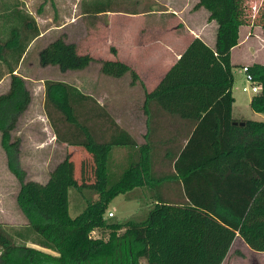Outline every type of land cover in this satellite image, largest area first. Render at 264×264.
<instances>
[{
  "label": "trees",
  "instance_id": "trees-1",
  "mask_svg": "<svg viewBox=\"0 0 264 264\" xmlns=\"http://www.w3.org/2000/svg\"><path fill=\"white\" fill-rule=\"evenodd\" d=\"M111 5L110 0H90L81 12L115 11ZM195 6L205 7L208 18L217 22L214 47L193 38L155 87L143 93L146 119L140 144L88 94L63 81H43V110L55 139L91 157L90 182L73 178L67 157L46 185L25 181L17 157L19 139H12L11 131L31 97L24 78L14 71L39 32L28 14L17 12L16 20L2 23L0 78L8 76V87L0 94V146L17 180L15 201L26 220L24 231L16 234L53 253L14 243L2 232L0 264H139V258L148 264H218L235 233L264 251V121L231 117L229 51L237 45L244 24L242 0H198ZM261 28L264 32V12ZM39 56L42 64L60 70H82L95 60L77 53L63 36L50 41ZM247 69L260 87L249 107L264 115V64L252 63ZM128 71L118 60L100 62L99 72L106 76L119 78ZM153 108L192 124L185 143L167 149V163L154 159L159 144L168 141L152 124ZM113 147L128 148L135 157L130 156L127 167L111 182L107 164ZM137 188L152 199L142 220L104 218L115 196L129 198ZM68 189L91 191L96 198L71 217ZM94 230L99 237L91 236ZM218 230L224 232V241L216 237ZM198 232L212 233L198 244L192 238Z\"/></svg>",
  "mask_w": 264,
  "mask_h": 264
},
{
  "label": "rangeland",
  "instance_id": "rangeland-1",
  "mask_svg": "<svg viewBox=\"0 0 264 264\" xmlns=\"http://www.w3.org/2000/svg\"><path fill=\"white\" fill-rule=\"evenodd\" d=\"M88 1L0 0L2 23L16 20L17 12L28 14L34 19L39 32L28 44L14 71L24 78L31 98L27 108L19 115L11 137L19 139L17 157L19 167L25 172V181L40 186L48 183L52 171L64 157L72 162L73 178L77 182H90L94 177L93 162L88 154L80 148L56 141L43 110L44 80L64 81L77 86L84 93L94 97L99 95L97 99L100 105L106 108L111 117L119 120L120 126L127 128L128 123L134 126L130 131L137 141L143 130L139 115L143 93L153 86L154 79L149 77L154 75L153 59L160 49L165 48V56L170 58L173 52L187 47L197 29L204 28L209 21L213 24L205 27L204 35L208 40L214 36L215 41L217 22L208 18L209 12L205 7L195 6L198 0H110L112 10L115 11L82 14L83 4ZM242 5L244 24L240 28L241 43L234 48L229 58L240 61L257 49L255 58L264 63V32L261 28L264 0H242ZM130 12H136V17L132 18L134 15ZM59 36H63L65 42L73 43L77 53H87L95 60L82 70H60L55 65L42 64L39 56L41 49ZM131 42L135 49L130 46ZM102 60L121 61L128 65L129 71L119 78L103 75L99 72ZM156 69L158 76L160 71ZM2 71L4 65L0 62V73ZM233 73L235 79L231 92L235 102L232 104V117L263 120L264 115H256L249 107L248 101L253 94L241 91L243 75L240 67L233 70ZM7 81L8 76L4 74L0 78V94L7 90ZM129 155L128 148L111 149L107 164L111 182L117 180L127 167ZM17 190V180L6 167L5 155L0 146V233H5L14 243H25L26 246L53 253L17 236L16 233L24 231L26 225L16 205ZM136 190L129 194V198L125 194L115 196L109 202L104 218H108L107 213L110 212L114 220L121 222L128 219L142 220L152 199L142 188ZM67 192L68 213L71 217L79 213L88 200L96 198L94 192L87 190L68 189ZM211 233L198 232L192 238L201 244ZM223 233L218 230L215 234L219 240L224 241ZM91 236L99 237L100 233L94 230ZM178 239L183 242L181 236ZM257 252L259 250L235 233L218 264H255L261 258ZM138 262L148 264L142 258Z\"/></svg>",
  "mask_w": 264,
  "mask_h": 264
},
{
  "label": "crops",
  "instance_id": "crops-1",
  "mask_svg": "<svg viewBox=\"0 0 264 264\" xmlns=\"http://www.w3.org/2000/svg\"><path fill=\"white\" fill-rule=\"evenodd\" d=\"M134 16H132V18L136 17L135 15L137 14H133ZM156 15H160V13H157ZM213 24L212 21H209L207 26H211ZM207 26H204V28H199L197 29V32L195 30L196 33H194V35H192V37L190 38L191 40L195 37L199 38L203 43H205L208 47L210 48H213L214 47V36H211L210 39H206L205 38V35H204V31H205V27ZM0 27H2V17H0ZM240 28L241 26L239 27V30H238V43L237 45L233 46L230 51H229V55H231V52L234 50V48L238 47L239 44L241 43L240 42ZM199 32V30H201ZM213 31V29H211V32ZM243 42V41H242ZM130 46L135 49V46L133 44V42L130 43ZM137 47V46H136ZM186 47H184L182 50H179V52H173L171 54V57L170 58H166V50L165 48H161L160 49V52L154 57L153 61H155V64L153 62V68H154V75H151L149 78H152L154 80H152L153 82V86L151 87V89L149 91H151L155 85L159 82V80L163 77L164 73L169 69V67L171 65H173V63L176 61V59L179 57V55L183 52V50L185 49ZM256 53H257V49L255 51H253V53L248 57V56H244L243 59H241L240 61H233L232 58H229V61H230V64L232 65L231 67V73H232V76H233V82H234V79H235V76H234V73H233V70L237 69L238 67L241 68V66L243 65H250L252 63H259V64H264V63H261L259 61H257V59L255 57L256 56ZM230 57V56H229ZM255 58V59H254ZM20 62V61H19ZM19 65V63H18ZM17 65V66H18ZM155 67L157 68L156 70L160 71V73L156 74L155 72ZM237 67V68H236ZM152 72V71H151ZM156 77V79H155ZM145 81V80H144ZM143 81V82H144ZM8 82V81H7ZM64 82V81H63ZM145 83V82H144ZM233 86V85H232ZM77 87V86H76ZM78 88V87H77ZM232 88V87H231ZM147 91V92H149ZM84 93V92H83ZM85 94H88V93H85ZM232 94V97H233V103L235 102V97L233 95V93L231 92ZM89 96H91L93 99H97L99 98L100 96L96 94V97L88 94ZM251 97V96H250ZM250 99V98H249ZM99 105H100V102L97 100H95ZM30 103V102H29ZM232 103V104H233ZM248 104H249V101H248ZM154 109V112H155V117H153V126H156L160 132V138L162 140H167V144H163L160 143L159 146H158V153L155 154L154 156V159L158 162V163H161V162H165L167 163V158H166V155H167V149H169V147L171 146H175L177 144H181L183 145L186 141V138L189 134V132L191 131L192 129V124L191 122H189L188 120H184V119H180V118H176V117H172L171 115H168L166 113H164L163 111L159 110V109ZM256 113V115H261L258 114L257 112H254ZM139 115L141 116V120H142V126H143V130L142 132L138 135V140L136 141L138 144L142 143L143 142V138H142V135L144 134L145 132V119H146V115L143 113V110L141 108V111L139 113ZM263 115V114H262ZM231 117H232V106H231ZM233 118V117H232ZM112 119L114 120V122L120 126L119 124V120L112 117ZM234 119V118H233ZM129 120V118H128ZM236 120H239V119H236ZM255 121H258V120H255ZM260 121H264L263 120H260ZM122 129H124L125 131H127L129 133L130 136L133 137L132 133L130 130H132L134 128V126L130 123H128L127 125V128L125 127H122L120 126ZM54 135V134H53ZM134 138V137H133ZM141 140V141H140ZM140 141V142H139ZM131 157H135L133 154L129 155L128 157V161L131 160ZM156 168V167H155ZM156 169H160L159 166H157ZM258 255L261 257L259 260L260 262H257L255 264H264V251H259L257 252Z\"/></svg>",
  "mask_w": 264,
  "mask_h": 264
},
{
  "label": "built area",
  "instance_id": "built-area-1",
  "mask_svg": "<svg viewBox=\"0 0 264 264\" xmlns=\"http://www.w3.org/2000/svg\"><path fill=\"white\" fill-rule=\"evenodd\" d=\"M240 69L243 75V85L241 87V91L249 92L251 94L259 92L260 87L256 82L252 80L251 74L248 72L247 65L241 66ZM107 215L112 216L110 212L107 213Z\"/></svg>",
  "mask_w": 264,
  "mask_h": 264
},
{
  "label": "water",
  "instance_id": "water-1",
  "mask_svg": "<svg viewBox=\"0 0 264 264\" xmlns=\"http://www.w3.org/2000/svg\"><path fill=\"white\" fill-rule=\"evenodd\" d=\"M240 124H242V122H240Z\"/></svg>",
  "mask_w": 264,
  "mask_h": 264
}]
</instances>
